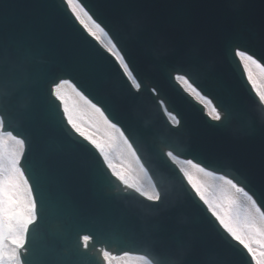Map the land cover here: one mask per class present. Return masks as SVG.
Wrapping results in <instances>:
<instances>
[{
  "label": "water",
  "instance_id": "obj_1",
  "mask_svg": "<svg viewBox=\"0 0 264 264\" xmlns=\"http://www.w3.org/2000/svg\"><path fill=\"white\" fill-rule=\"evenodd\" d=\"M81 1L98 21L106 23L112 34H116L117 25L127 26L124 48L140 82V91L131 87L116 62L76 23L63 0H0L5 37L26 40L33 53L29 65L32 82L15 92V105L24 111L34 103H41L38 69L64 60L86 38V48L92 53L90 72L86 76L68 74L63 78L73 80L120 125L134 122L148 133L138 135L134 146L161 195L166 197L165 203L156 209L158 202H149L132 189H125L112 175V200L99 205L93 200L89 184L90 169L100 157L98 151L75 130L69 135L66 128L45 120L29 126L32 139L29 164L34 173H39L42 154L49 145L58 154L55 160L47 161L50 175L41 178V191L54 199L62 173H66L82 205L102 207L132 234H151L169 248L183 246L187 249V264H254L243 245L208 212L165 151L170 149L222 174L235 172L250 178L254 184L264 177V130L257 122L264 116V110L256 99L257 104L252 102V108L249 107L243 91L247 96L253 94L238 59L225 47L226 41L236 36L234 43L250 54L255 53L264 63V56L259 55L264 47V32L260 27L264 21V0ZM182 52H199L209 66L210 73L193 74V78L218 108L225 103L230 106L229 127H217L218 122L204 115L202 107L183 94L169 77L164 65L181 67ZM152 86L158 89V97L165 100L168 109L181 119L179 128L172 127L163 116L157 97L150 90ZM9 90L0 89L5 93ZM13 127L24 130L17 121H13ZM215 160L226 161L228 167L206 163ZM258 204L264 210V203L258 201ZM50 228H55L54 219ZM43 232L47 234L49 229ZM109 251L142 253L154 264H160L162 259L159 246L154 250L138 242L113 243Z\"/></svg>",
  "mask_w": 264,
  "mask_h": 264
},
{
  "label": "snow or ice",
  "instance_id": "obj_2",
  "mask_svg": "<svg viewBox=\"0 0 264 264\" xmlns=\"http://www.w3.org/2000/svg\"><path fill=\"white\" fill-rule=\"evenodd\" d=\"M65 3L75 19L84 25L92 36L99 39L97 33H100L111 37L105 48L115 56L124 71L132 76L129 53L124 48L127 37L123 34L127 32V26L117 25L116 34H112L110 29L106 31L107 25L104 21L97 22L93 19L77 0H65ZM85 19L90 23H86ZM260 27L261 32H264V21L261 22ZM236 39V36H232L225 44L233 58H238V62L243 61L245 68L250 63L256 64V54H250L246 49L242 50L234 43ZM82 41L84 43L74 48L64 60L54 66L38 69V93L41 103H34L24 111H20L15 105L14 95L16 91L28 87L32 82L29 65L33 53L26 40L13 36L5 37L4 24L0 21V89H10L7 93L0 91V264H111L110 245L129 242L142 243L154 250L159 246L162 255L160 264H187V249L183 246L169 248L164 245L162 239L151 234H132L116 218L103 211L102 207L93 209L82 205L77 200L71 178L66 173H62L63 179L59 183L54 199L46 197L41 191V178L50 175L47 161L55 160L58 154L49 145L42 154L39 173L33 172L29 164V155L32 152L29 126L37 120L58 124L66 128L69 135L75 130V133L90 141L99 150L102 159L96 158L95 164L90 169L89 178L93 200L99 205L102 206L106 201L112 200V174L125 184L128 183L110 160L105 146L77 124L62 95V88L70 83L68 79L63 78L65 75L86 76L91 70L89 60L92 53L86 48V38H82ZM259 55L264 56V47L261 48ZM179 60L182 62L181 67H176L175 64L164 65L169 77L181 81L191 93L199 96L197 81L193 78V74L210 73L209 66L199 52H182L179 54ZM248 78L251 80L250 72ZM137 88H139L138 82ZM77 94L88 103H92L83 96V93ZM261 99H264V96H261ZM58 101H64L62 112ZM92 107L100 111L96 104H92ZM214 111H216L214 119L218 122L216 126L229 127L230 106L226 103L221 104L220 108ZM107 119L105 117L106 121ZM13 121H17L19 127L24 130L18 131L14 128ZM174 122L177 125L180 123L179 120ZM257 122L261 130H264V116H261ZM68 125L71 127L68 128ZM112 127L116 128L117 124L112 123ZM251 127L255 129V125ZM147 134L134 122L128 126L122 125L120 131V135L130 148L133 147L138 135ZM8 139L16 142L17 147L14 150L4 148ZM80 143L83 148L88 149L87 144L83 141ZM165 155L173 160L177 159L172 151H168ZM184 163L222 182L219 191L223 195L217 197L215 192L209 195L193 180L189 171L184 170V176L187 177L191 188L195 190L200 200L213 210L219 224L235 241L243 245L248 253L252 254L256 264H264V252L257 258L252 246L254 237L264 236V212H260L257 207L258 201L264 203V177L258 184H254L250 178L237 175L235 172L225 171L224 174L217 176L201 163H193L192 159H187ZM206 163L209 166L228 167L227 162L221 160ZM228 191H232L233 194L227 195ZM165 198L161 194L149 197L150 200L158 202L154 206L156 209L164 205ZM245 209H256V212ZM53 219L54 229L50 228ZM44 229H49V232L45 234ZM145 264H151V261L145 259Z\"/></svg>",
  "mask_w": 264,
  "mask_h": 264
},
{
  "label": "rangeland",
  "instance_id": "obj_3",
  "mask_svg": "<svg viewBox=\"0 0 264 264\" xmlns=\"http://www.w3.org/2000/svg\"><path fill=\"white\" fill-rule=\"evenodd\" d=\"M259 83L260 80L257 79V82L256 79L254 80L256 90L262 96H264V88ZM62 95L64 96L68 108L72 112L77 124H79V126L88 135H91L94 139L98 140L102 145L105 146V150L109 153V158L116 166L117 171L121 172L124 175L125 179L128 181L126 185L132 186L147 195H151V189L153 191V187L145 171L144 173L151 185V188L147 186L148 184L146 179L144 180V182L140 180L141 178H144L141 165L139 164L135 155L131 153L132 151L129 150L128 146H126L124 141L121 139L118 129L113 128L112 124L110 123L107 124L108 126L106 125L107 127H105L102 121L100 122L99 118L94 113L84 111L79 105L77 99L78 97L74 88L70 84L62 88ZM16 147V142L11 139H8L4 145V148L7 150H14ZM184 162L185 161H178L182 169H187V171H189V173L191 174L193 180L199 183L205 189L207 194L211 195L213 192H215L217 197L223 195V193L219 191V187L222 185L221 181H218L213 176H207L205 173L199 172L192 166L185 165ZM201 173L205 177H203ZM232 194V191L227 192V195ZM225 208H227L226 204ZM245 210L253 212V209ZM252 246L255 249L257 258H259V254L264 252V236L254 237L252 239ZM111 264H145V260L127 256L119 259L112 258Z\"/></svg>",
  "mask_w": 264,
  "mask_h": 264
},
{
  "label": "bare ground",
  "instance_id": "obj_4",
  "mask_svg": "<svg viewBox=\"0 0 264 264\" xmlns=\"http://www.w3.org/2000/svg\"><path fill=\"white\" fill-rule=\"evenodd\" d=\"M85 22L86 23H90L89 21H87V19H85ZM97 35L99 36V41H101V43L105 46V44L108 42V37L107 36H105V35H103V34H100V33H97ZM95 37V36H94ZM96 38V37H95ZM243 62V61H242ZM243 64H244V62H243ZM245 67V66H244ZM246 69V71H247V73H248V75H249V72L251 73V82L254 84V80L256 79V82H257V79L258 80H260V85L264 88V67H262L259 63H258V61H257V63L256 64H249L248 65V67L247 68H245ZM254 86L256 87V85L254 84ZM186 88V87H185ZM75 90V92H76V94L78 93V91L76 90V89H74ZM188 90V89H187ZM189 91V90H188ZM190 92V91H189ZM191 93V92H190ZM193 96H195V98L198 100V101H200L201 103H203L204 104V106L206 107V111H207V113L208 114H210L212 117H215V111H214V109H213V107H212V105L210 104V102L206 99V98H204V97H202L201 95H199V96H197V95H195V94H193V93H191ZM260 96H262L261 94H260ZM77 99H78V102H79V105L81 106V108L84 110V111H86V112H92V113H94L98 118H99V120H100V122L102 121V123L105 125V127H107L108 125L107 124H109V122L108 121H106L105 120V115L103 114V115H101V110L98 112L97 110H96V108H93L92 107V103L90 104V103H88L84 98H82V96H80V95H78L77 94ZM263 101H264V99H262ZM79 108V107H78ZM98 108V107H97ZM107 125V126H106ZM119 134H120V132H119ZM120 137H121V139L124 141V143H125V145L126 146H128V144L125 142V140H124V138L120 135ZM128 148H129V150L130 151H132L131 150V148L128 146ZM132 153V152H131ZM142 168V167H141ZM142 170H143V174H144V178L142 179H140L141 181H143L144 182V180L146 179L147 180V177H146V175H145V173H144V169L142 168ZM201 175L203 176V177H205L202 173H201ZM207 176H209V175H207ZM148 184V185H147ZM147 186L149 187V188H151V185H150V183H149V181L147 180ZM151 195H146V196H155L156 194L154 193V191H152V189H151ZM257 207L259 208V206L257 205ZM259 211L261 212V209L259 208ZM253 212H256V209H253ZM257 215H259V213H257ZM132 257H135V256H132ZM112 258H123L122 256H112ZM136 258H140V259H143V260H145L144 258H142V257H136Z\"/></svg>",
  "mask_w": 264,
  "mask_h": 264
}]
</instances>
